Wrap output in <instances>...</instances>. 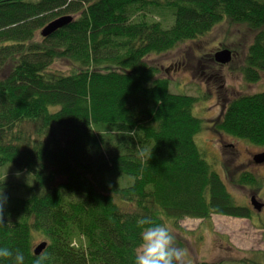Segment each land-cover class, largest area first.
Returning a JSON list of instances; mask_svg holds the SVG:
<instances>
[{"label":"trees","instance_id":"16d2710c","mask_svg":"<svg viewBox=\"0 0 264 264\" xmlns=\"http://www.w3.org/2000/svg\"><path fill=\"white\" fill-rule=\"evenodd\" d=\"M63 15L73 19L41 34ZM225 19L254 31L245 78L258 79L264 0H0V168L20 173L0 180V247L19 249L24 264L41 254L44 264H134L140 217L174 226L211 214L250 218L226 179L258 178L213 169L195 140L198 98L172 92L147 58ZM59 60L70 72L51 69ZM215 128L264 149V91L234 98Z\"/></svg>","mask_w":264,"mask_h":264},{"label":"rangeland","instance_id":"374dc122","mask_svg":"<svg viewBox=\"0 0 264 264\" xmlns=\"http://www.w3.org/2000/svg\"><path fill=\"white\" fill-rule=\"evenodd\" d=\"M253 33L245 23H232L225 19L198 38L147 57L159 67V75L169 79L172 92L198 98L193 114L201 119L202 132L195 135V140L213 169L223 179L227 164L237 173L249 170L258 178V186L229 185L234 200L252 210L250 218L211 214L205 219L184 217L175 226L170 221L165 223L173 231L177 246L188 250L193 264L202 261L264 264V228L260 227L264 222V162H255L252 157L264 149L241 137L220 135L214 129L226 102L243 94L264 91V69L259 70L256 80L245 78L246 56L253 42ZM218 48H228L233 52L231 60L224 65L216 64L213 59ZM183 59L185 61L180 68L171 66ZM51 69L68 73L71 65L66 60H59L51 65ZM230 148L235 152L227 162L224 156L228 155ZM10 165L0 168V180L18 177L20 173L14 172ZM253 195L262 205L260 211L250 202Z\"/></svg>","mask_w":264,"mask_h":264},{"label":"clouds","instance_id":"9594fccd","mask_svg":"<svg viewBox=\"0 0 264 264\" xmlns=\"http://www.w3.org/2000/svg\"><path fill=\"white\" fill-rule=\"evenodd\" d=\"M7 197L0 190V225L5 224ZM140 228L139 243L134 249V264H191L188 250L177 246L173 231L164 223H156L150 217L136 220ZM47 254H41L34 264H44ZM0 260L11 264H24V254L16 249L0 247Z\"/></svg>","mask_w":264,"mask_h":264},{"label":"water","instance_id":"95a60500","mask_svg":"<svg viewBox=\"0 0 264 264\" xmlns=\"http://www.w3.org/2000/svg\"><path fill=\"white\" fill-rule=\"evenodd\" d=\"M72 19H73V17L71 15L60 16V17L50 21L47 25H45L41 30V34L43 36H46V35L54 32L58 28L68 24ZM231 58H232V51L228 48L219 49L214 53V59L217 62L222 63V64H226L227 62H229L231 60ZM254 161L255 162H264V151L255 154L254 155ZM250 202L252 203L253 207L257 211H260L262 209L261 203L256 200L255 196L251 197ZM46 245H47L46 241H42V242L38 243L34 248V253L37 255L40 254L44 250Z\"/></svg>","mask_w":264,"mask_h":264},{"label":"flooded vegetation","instance_id":"af4514ba","mask_svg":"<svg viewBox=\"0 0 264 264\" xmlns=\"http://www.w3.org/2000/svg\"><path fill=\"white\" fill-rule=\"evenodd\" d=\"M219 49H222V48H218V50H219ZM232 55H233V52H232ZM213 59H214V56H213ZM184 61H185V60H184ZM184 61H182V62H180V63H173L171 66H173L174 68H180V67H181V64H182ZM214 61L216 62V64L224 65V64H222V63L217 62L215 59H214ZM200 63H201V62H200ZM204 71H205V69H204ZM232 100H233V98H232L229 102H226V103L224 104V108L222 109V112H221L220 115H219V119L222 117L223 112L225 111L226 107L228 106V104H229ZM214 129H215V132H216V133H218V134H220V135L223 134V133H221L220 131H218L216 128H214Z\"/></svg>","mask_w":264,"mask_h":264},{"label":"bare ground","instance_id":"6f19581e","mask_svg":"<svg viewBox=\"0 0 264 264\" xmlns=\"http://www.w3.org/2000/svg\"><path fill=\"white\" fill-rule=\"evenodd\" d=\"M202 130V129H201ZM200 130V131H201ZM202 132V131H201ZM225 134V133H224ZM231 136V135H230ZM228 152V156H230L231 154L233 155L235 150L233 148H230V151H227ZM255 154L252 155V157L254 156ZM236 169H234V172H235ZM236 175V173H234V176ZM233 179V178H231ZM231 179H226V187H227V190L231 193L230 189H229V185H232V186H238V184H235V183H232ZM232 194V193H231ZM231 225V224H229Z\"/></svg>","mask_w":264,"mask_h":264}]
</instances>
